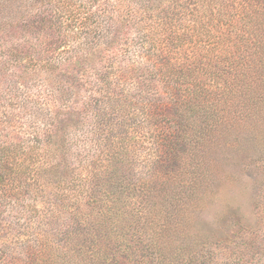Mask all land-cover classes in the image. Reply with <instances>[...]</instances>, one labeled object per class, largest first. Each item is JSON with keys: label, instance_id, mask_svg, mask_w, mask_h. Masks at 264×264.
<instances>
[{"label": "trees", "instance_id": "16d2710c", "mask_svg": "<svg viewBox=\"0 0 264 264\" xmlns=\"http://www.w3.org/2000/svg\"><path fill=\"white\" fill-rule=\"evenodd\" d=\"M125 82L158 97L139 107ZM253 123L264 0H0V264L165 261L211 197L212 135ZM192 235L187 260L208 241Z\"/></svg>", "mask_w": 264, "mask_h": 264}, {"label": "rangeland", "instance_id": "374dc122", "mask_svg": "<svg viewBox=\"0 0 264 264\" xmlns=\"http://www.w3.org/2000/svg\"><path fill=\"white\" fill-rule=\"evenodd\" d=\"M121 48L125 50L124 45ZM136 49L138 48L131 46L126 54L131 56L134 66L141 64V62L138 63L139 56ZM47 72L53 73L50 69ZM125 83L126 90L133 93L141 92L135 86L143 88V92L148 91L139 101V107L149 104L147 98L153 101L158 97L152 85L147 86L142 82ZM84 88L85 86H81L80 90ZM102 92L94 87L90 94L100 96ZM111 114L116 117L115 113ZM111 114L106 113V115ZM242 127L237 129L240 132L236 131V134L231 132L227 135L220 132V136L217 133L212 135V138H221L225 144L221 145V149L217 151L218 156L213 159L210 153L207 159V165L212 166L210 171H214L215 168L219 170L216 181L211 184V190L206 191L207 196L211 197L205 200L201 210L195 213V219L192 218V222L186 225L178 222L176 230L171 227L172 231L180 234V237L176 236V242L180 243L181 251L179 247L175 249L171 246L168 256L164 257L165 261L159 263L153 260L151 264H264V153H261L262 150L264 152V143L256 145L253 140V138L256 141L264 138V130L257 123H253L248 128ZM211 133H208L205 143L202 141L201 144L206 149L212 140ZM134 142L136 146L140 144L136 170L144 171L146 167L143 165V155L144 151H148L144 148L147 140L137 134ZM212 148L213 146L210 147V151ZM208 151L206 150L205 153ZM211 178L214 179L213 176ZM52 229L59 235L57 236L59 239L63 238L61 230L66 229L64 223H57ZM188 234H199L208 239L204 247L202 245L198 247L200 249L193 255L192 260H187L190 256L185 250L191 247L194 251L198 241L193 235L191 237ZM174 249L177 251L173 252ZM117 258H119L118 254ZM72 259L75 258L71 257L67 260L62 258L65 264H69ZM62 260L60 259L61 264ZM79 264L82 263L79 262Z\"/></svg>", "mask_w": 264, "mask_h": 264}]
</instances>
